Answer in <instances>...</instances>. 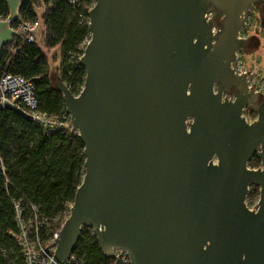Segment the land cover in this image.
<instances>
[{
	"label": "water",
	"instance_id": "95a60500",
	"mask_svg": "<svg viewBox=\"0 0 264 264\" xmlns=\"http://www.w3.org/2000/svg\"><path fill=\"white\" fill-rule=\"evenodd\" d=\"M258 1L94 0L83 85L55 81L84 171L49 264L68 258L82 225L130 264H264V95L246 122L257 94L231 65ZM209 6L222 14L215 35ZM252 183L256 208L245 201Z\"/></svg>",
	"mask_w": 264,
	"mask_h": 264
},
{
	"label": "trees",
	"instance_id": "16d2710c",
	"mask_svg": "<svg viewBox=\"0 0 264 264\" xmlns=\"http://www.w3.org/2000/svg\"><path fill=\"white\" fill-rule=\"evenodd\" d=\"M36 2L21 0L11 24L19 18L34 20ZM93 3L94 0H83L79 7H73L66 0H45L41 41H29L13 32L0 47V76L12 72L33 79L40 108L57 114L66 112L62 93L51 81L50 58L59 55L54 67L69 88L79 92L85 69L76 58L82 53L80 43L89 38L87 22L81 16ZM8 14V1L0 0V16ZM71 55L75 58L72 61ZM248 164L260 166L257 153ZM83 171V143L75 130L62 127L43 132L23 109L0 106V264L19 261L10 263L2 247L13 249L21 264H25L17 238L19 225L13 199L20 201L26 221L46 217L40 230L44 242L59 229V225L51 223V217L71 204ZM74 249L83 256L84 264H117L113 255L102 253L91 226H81Z\"/></svg>",
	"mask_w": 264,
	"mask_h": 264
},
{
	"label": "built area",
	"instance_id": "2783aa9c",
	"mask_svg": "<svg viewBox=\"0 0 264 264\" xmlns=\"http://www.w3.org/2000/svg\"><path fill=\"white\" fill-rule=\"evenodd\" d=\"M66 1L73 7H79L83 2V0ZM42 9L43 7L39 8V12L34 20L19 18L14 24H11V20L17 16V13L6 17L0 16V19H7L12 31L21 37H24L26 40L40 42L43 32L41 34L40 40L36 32L42 23ZM210 16L211 12L209 9H207L205 12V18L209 19ZM81 19L86 21L88 24V11L86 15L81 16ZM87 41L88 38L82 41L79 45V47L82 49V52ZM81 54L77 56V60H79ZM71 57V61L75 59L73 58V55H71ZM233 67L237 73H242L237 70L235 66ZM225 94L230 99L234 96L227 93ZM5 105L13 106L17 109H23V111L37 126L41 128L43 132L60 129L62 127L71 128L70 114L68 112L57 114L40 108L34 80L25 77L22 74L4 72L0 76V106ZM256 115V112L253 113L248 110L245 104L241 112V116L244 117V120L248 123L252 122L256 118ZM13 201L16 210V220L19 225L17 238L22 249L25 264H49L56 245L57 231H55L51 237L43 242L41 240L40 230L44 227V223L47 220L46 217H42L40 220L26 221L21 214L22 208L20 201L15 199H13ZM121 250L122 249L120 248L112 250V255L115 257L117 264H130V256L128 251ZM62 264H84V259L83 256L77 252V249L75 250L73 248L68 258H66Z\"/></svg>",
	"mask_w": 264,
	"mask_h": 264
},
{
	"label": "rangeland",
	"instance_id": "374dc122",
	"mask_svg": "<svg viewBox=\"0 0 264 264\" xmlns=\"http://www.w3.org/2000/svg\"><path fill=\"white\" fill-rule=\"evenodd\" d=\"M45 0H37L36 4L39 8L42 7V3ZM245 23L240 29L239 34L242 36H248V42L242 48L237 50V57L234 61V66L240 72H247L248 82L252 89L256 92L257 96L254 100L246 103V107L251 112H256V106L261 101L264 95V13L259 11V5H252L245 10L244 13ZM50 58L51 55L48 54ZM53 60L50 58L49 71L53 84L57 79H61L58 69H56L55 63L59 62V55L56 54ZM229 95H234V91H226ZM259 198V186L255 183L249 185L248 192L245 197L246 204L250 208H256ZM71 203V202H70ZM69 205L65 206L62 212L57 211L51 217V223L55 225H61L62 221L69 214ZM46 232V231H45ZM5 257L9 258L10 263L21 264L18 253L13 249L1 248Z\"/></svg>",
	"mask_w": 264,
	"mask_h": 264
},
{
	"label": "crops",
	"instance_id": "0c3cea01",
	"mask_svg": "<svg viewBox=\"0 0 264 264\" xmlns=\"http://www.w3.org/2000/svg\"><path fill=\"white\" fill-rule=\"evenodd\" d=\"M9 5V14L8 16L14 15L18 12L19 3L21 0H7ZM35 10L38 14L39 8L37 4H35ZM43 23H41L40 27L38 28L36 34L39 37V40L41 39V34L43 32ZM12 29L10 27V24L7 19H0V47L1 45L9 40L12 37Z\"/></svg>",
	"mask_w": 264,
	"mask_h": 264
},
{
	"label": "flooded vegetation",
	"instance_id": "af4514ba",
	"mask_svg": "<svg viewBox=\"0 0 264 264\" xmlns=\"http://www.w3.org/2000/svg\"><path fill=\"white\" fill-rule=\"evenodd\" d=\"M253 5H259V11H261V13H264V2H263V1H258V2H256V3H254ZM208 9H209L210 12H211V16H210L209 19H206V18H205V19H206V21H207L208 23H210L212 34L215 35L216 32H217V31L220 29V27H221V17H222V14H221L218 10L212 8L211 6H209ZM245 10H246V9H245ZM245 10H244V12H243V16H244ZM244 17H245V16H244ZM244 23H245V19H244V22L242 23L240 29L243 27ZM240 29H239V32H240ZM241 36H242V35H241ZM243 37L246 38V43H245V44H247V42H248V36L246 35V36H243ZM236 57H237V51H236ZM235 60H236V58H235ZM235 60H234V61H235ZM234 61H233L232 64H231L232 66H234ZM242 73H243V72H242ZM249 88L252 89V87L250 86V84H249ZM227 91H234V92H236V91H237V88H236V86H232V87H231L230 89H228Z\"/></svg>",
	"mask_w": 264,
	"mask_h": 264
}]
</instances>
